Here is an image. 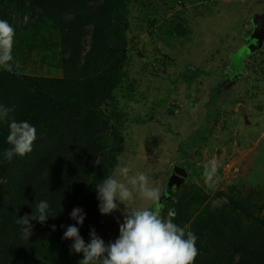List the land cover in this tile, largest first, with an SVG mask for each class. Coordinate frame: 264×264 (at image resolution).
Returning a JSON list of instances; mask_svg holds the SVG:
<instances>
[{
    "label": "trees",
    "instance_id": "16d2710c",
    "mask_svg": "<svg viewBox=\"0 0 264 264\" xmlns=\"http://www.w3.org/2000/svg\"><path fill=\"white\" fill-rule=\"evenodd\" d=\"M129 2L0 0V19L13 26L15 37L41 50L58 73L27 74L13 62L11 72L0 68V105L14 108L10 118L27 121L37 133L33 150L9 163L3 155L10 147L9 129L0 121V264H79L83 253L72 251L74 240L63 238L67 227H78L86 244L92 229L99 234L96 185L114 170L122 149L121 135L103 107H118ZM25 14L28 22L19 24ZM261 35L264 41L262 19L255 21L243 56L260 48ZM110 136L115 144L108 149ZM177 166L161 201L165 215L173 211V222L198 238L194 264H264V216L224 192L215 208L203 207L207 195L187 181L185 167ZM40 201L49 204V218L43 224L32 220V236L22 239L15 220L31 216ZM77 207L85 214L83 225L71 218Z\"/></svg>",
    "mask_w": 264,
    "mask_h": 264
},
{
    "label": "rangeland",
    "instance_id": "374dc122",
    "mask_svg": "<svg viewBox=\"0 0 264 264\" xmlns=\"http://www.w3.org/2000/svg\"><path fill=\"white\" fill-rule=\"evenodd\" d=\"M128 1L118 107H103L122 139L115 168L130 165L133 173H145L162 194L180 165L187 181L207 195L203 207L221 203L224 192L264 216L263 35L260 48L242 55L255 21L264 20V0ZM28 20L25 14L19 24ZM23 39L15 37L12 51L18 71L54 75L41 50ZM109 139L108 149L115 144ZM213 159L221 165L215 192L202 175ZM150 206L138 198L130 204ZM124 212L120 205L102 214L98 236L106 244L119 237Z\"/></svg>",
    "mask_w": 264,
    "mask_h": 264
},
{
    "label": "clouds",
    "instance_id": "9594fccd",
    "mask_svg": "<svg viewBox=\"0 0 264 264\" xmlns=\"http://www.w3.org/2000/svg\"><path fill=\"white\" fill-rule=\"evenodd\" d=\"M14 40L15 29L7 20L0 19V67L10 72L13 70ZM16 67H19L18 62ZM12 112L14 108L0 105V121L5 122L9 129L6 141L10 147L3 153L9 163L14 156L23 157L30 153L37 138L36 128L27 121L18 122L10 118ZM220 167V162L213 159L205 165L202 173L206 186L213 192L220 182ZM96 190L101 214L110 215L124 205V220L119 226V237L108 244L96 234L95 229L91 230V241L86 244L79 228L68 226L63 238L74 240L71 250L83 253L79 264H194L198 255V238L173 222V211L168 210L165 215L161 189L151 183L145 173H133L130 165H117L96 185ZM137 198L150 202L151 206L130 207ZM217 204L218 201H213V208ZM48 210L49 204L40 201L31 216L15 220L20 226L22 239L32 236V220L41 224L48 220ZM71 218L83 225L85 214L77 207L73 209Z\"/></svg>",
    "mask_w": 264,
    "mask_h": 264
}]
</instances>
